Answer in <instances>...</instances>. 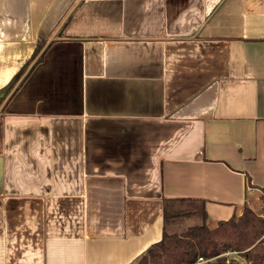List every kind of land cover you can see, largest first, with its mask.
<instances>
[{"label":"crops","instance_id":"obj_1","mask_svg":"<svg viewBox=\"0 0 264 264\" xmlns=\"http://www.w3.org/2000/svg\"><path fill=\"white\" fill-rule=\"evenodd\" d=\"M263 187L264 0H0V264H133L165 199Z\"/></svg>","mask_w":264,"mask_h":264},{"label":"trees","instance_id":"obj_2","mask_svg":"<svg viewBox=\"0 0 264 264\" xmlns=\"http://www.w3.org/2000/svg\"><path fill=\"white\" fill-rule=\"evenodd\" d=\"M43 44L44 41L38 42L36 52ZM262 197L264 208V187ZM188 218L193 222L181 228ZM163 220L161 239L152 243L133 264H264V213L247 205L241 214L210 226L205 200L165 199ZM200 257L204 261H198Z\"/></svg>","mask_w":264,"mask_h":264},{"label":"rangeland","instance_id":"obj_3","mask_svg":"<svg viewBox=\"0 0 264 264\" xmlns=\"http://www.w3.org/2000/svg\"><path fill=\"white\" fill-rule=\"evenodd\" d=\"M247 206H249V205H247ZM250 208H252L253 210H255L256 212H259V213H264V208H263V197L262 198H260L259 200H255V203L253 204V207H251V206H249ZM188 220H190V218H188V219H184V221L182 222V225L180 226L181 228L182 227H184L183 226V223L185 222V221H188ZM194 221H195V219H193ZM198 220H196V222H197ZM207 223H208V225H210L211 224V221H207ZM180 228V229H181Z\"/></svg>","mask_w":264,"mask_h":264},{"label":"built area","instance_id":"obj_4","mask_svg":"<svg viewBox=\"0 0 264 264\" xmlns=\"http://www.w3.org/2000/svg\"><path fill=\"white\" fill-rule=\"evenodd\" d=\"M198 261H204L201 257L198 259Z\"/></svg>","mask_w":264,"mask_h":264}]
</instances>
